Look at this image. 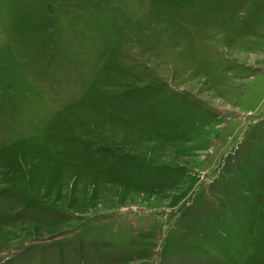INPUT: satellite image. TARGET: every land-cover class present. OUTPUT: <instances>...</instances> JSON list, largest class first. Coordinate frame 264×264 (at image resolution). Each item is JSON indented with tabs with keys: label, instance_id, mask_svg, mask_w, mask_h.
<instances>
[{
	"label": "rangeland",
	"instance_id": "374dc122",
	"mask_svg": "<svg viewBox=\"0 0 264 264\" xmlns=\"http://www.w3.org/2000/svg\"><path fill=\"white\" fill-rule=\"evenodd\" d=\"M0 264H264V0H0Z\"/></svg>",
	"mask_w": 264,
	"mask_h": 264
}]
</instances>
